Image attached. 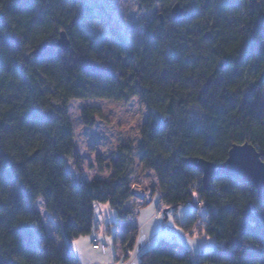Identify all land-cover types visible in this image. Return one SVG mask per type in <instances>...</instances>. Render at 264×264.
Here are the masks:
<instances>
[{
    "label": "trees",
    "instance_id": "16d2710c",
    "mask_svg": "<svg viewBox=\"0 0 264 264\" xmlns=\"http://www.w3.org/2000/svg\"><path fill=\"white\" fill-rule=\"evenodd\" d=\"M136 1L161 11L131 46L114 26L111 44L89 35L84 25L100 18L93 0H0V264H79L72 242L98 231V204H110L120 220L133 214L127 204L138 165L154 175L167 214L193 202L182 228L215 242L194 257L161 237L140 264H264L255 247L264 200L255 187L219 174L205 188L203 174L185 162L220 165L245 142L264 160V0ZM176 3L184 8L178 22ZM134 97L148 110L140 146L120 145L108 163L99 154L108 175L74 183L67 157L81 165L71 101ZM98 116V108L82 110L86 126ZM40 198L59 238L47 232ZM136 235V227L126 233V250Z\"/></svg>",
    "mask_w": 264,
    "mask_h": 264
},
{
    "label": "rangeland",
    "instance_id": "374dc122",
    "mask_svg": "<svg viewBox=\"0 0 264 264\" xmlns=\"http://www.w3.org/2000/svg\"><path fill=\"white\" fill-rule=\"evenodd\" d=\"M93 3L96 4L100 18L86 23L84 27L93 39L106 44L112 43L111 28L114 26L132 46L134 40L142 37L145 27L152 21L155 14L161 11V5H157L151 12H146L139 8L136 0H93ZM86 106L101 110V116L96 118V124L92 127L86 126L82 120V110ZM70 112L76 135V150L80 155L81 165L79 169L73 156L67 157V169L72 174L74 183L89 181L94 178H105L108 175V171L101 172L98 168L97 159L99 154L102 155L105 163H108L115 156L120 145L130 143L138 148L140 146V129L148 114L147 108L137 97L132 98L129 102L104 99L72 100ZM134 182L140 185L142 189L153 190L151 202L142 206L152 204L157 196H161L159 189L155 187L156 179L142 166L138 167ZM133 198L138 203V199L134 196ZM161 200L162 196L157 200L156 208ZM196 203L199 204V200H196ZM36 205L43 214L48 234L59 238L56 221L45 209V201L40 198ZM187 207L193 208L194 203L190 201L180 206L176 215L179 217L184 211L187 216L188 213L185 211ZM162 212L165 214V208ZM163 219L162 217V222L169 225L167 230H171L172 233L176 230L180 233V226L177 224L170 225L173 215L170 216L168 221ZM124 221L130 222L131 219H125ZM171 237L173 236L171 235ZM193 238L191 237V239ZM195 241L199 243L196 238ZM196 242L191 244L192 247L194 246L192 248L194 250L193 254H197L198 246ZM210 244V242H203L202 248L205 251L202 252L211 250L213 246Z\"/></svg>",
    "mask_w": 264,
    "mask_h": 264
},
{
    "label": "crops",
    "instance_id": "0c3cea01",
    "mask_svg": "<svg viewBox=\"0 0 264 264\" xmlns=\"http://www.w3.org/2000/svg\"><path fill=\"white\" fill-rule=\"evenodd\" d=\"M150 174L152 173L150 172ZM152 176L154 175L152 174ZM160 197L157 196L152 204H146L142 207H139L137 201L134 199L129 201L127 207L133 210V214L127 218L131 219L130 222L120 220L118 212L110 204H98L96 207L98 231L95 230L92 234L80 236L72 242V250L79 264H140V257L145 251L149 250L159 238H169L171 235L176 241L188 248L192 254L194 246L192 247L187 241L191 237L198 239L199 243L196 242L198 246L197 254H193L194 257L205 251L202 248L203 242H210V245L214 246V240L204 239L205 234L200 233L197 227L190 231H185L182 228L194 207H187L185 209L188 213L187 216L184 211L179 217L176 215L177 211L168 213L167 219L164 217L163 220L168 221L170 216L173 215L170 225L174 226L173 224H177L183 231L178 233L175 230L172 233L171 230H167L169 225L162 222V216L158 214L156 208V202ZM157 217H160V219H157ZM133 227L137 228L136 241L132 249L126 250L124 248V239L126 233ZM95 234H99L102 240L108 244L109 250L106 254L93 248L92 237Z\"/></svg>",
    "mask_w": 264,
    "mask_h": 264
},
{
    "label": "water",
    "instance_id": "95a60500",
    "mask_svg": "<svg viewBox=\"0 0 264 264\" xmlns=\"http://www.w3.org/2000/svg\"><path fill=\"white\" fill-rule=\"evenodd\" d=\"M183 13L184 8L179 3L172 7L171 16L175 22L180 20ZM160 16L163 23V15ZM205 37L210 38V33H206ZM58 46L64 51L70 47V39L65 31L60 34ZM185 162L189 167L203 174L205 188H208L211 179L219 174L240 177L243 182L253 185L259 198L264 200V160L257 148L249 142L234 144L229 151L228 158L220 165L198 157L186 158ZM167 212L168 210H165L166 219Z\"/></svg>",
    "mask_w": 264,
    "mask_h": 264
},
{
    "label": "built area",
    "instance_id": "2783aa9c",
    "mask_svg": "<svg viewBox=\"0 0 264 264\" xmlns=\"http://www.w3.org/2000/svg\"><path fill=\"white\" fill-rule=\"evenodd\" d=\"M132 195L138 199V205L142 206L145 203H149L153 197L152 189H142L137 183H133L131 187ZM164 202L161 200V203L157 205V212L160 216H163ZM92 246L94 249L101 251L103 254H106L109 250L108 244L102 240L99 234H95L92 237Z\"/></svg>",
    "mask_w": 264,
    "mask_h": 264
},
{
    "label": "snow or ice",
    "instance_id": "6c2138e0",
    "mask_svg": "<svg viewBox=\"0 0 264 264\" xmlns=\"http://www.w3.org/2000/svg\"><path fill=\"white\" fill-rule=\"evenodd\" d=\"M193 195H196V193H193ZM262 207H264V203H262ZM157 219H160V217H157ZM261 223L264 224V217H261ZM179 231L182 232L183 229L181 228V229H179ZM204 239L211 240L212 237H209V236L205 235ZM187 242L189 244H193L196 241H195V238H193V239L188 240ZM219 243H226V242H219ZM255 247L264 250V227H261L259 242L256 243ZM242 251H243V249H242ZM248 255H250V253H245V256H248ZM233 264H238V262L234 260ZM239 264H249V262H248L247 259L239 258Z\"/></svg>",
    "mask_w": 264,
    "mask_h": 264
}]
</instances>
